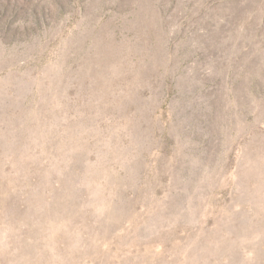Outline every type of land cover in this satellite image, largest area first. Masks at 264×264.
Wrapping results in <instances>:
<instances>
[{"label": "rangeland", "instance_id": "374dc122", "mask_svg": "<svg viewBox=\"0 0 264 264\" xmlns=\"http://www.w3.org/2000/svg\"><path fill=\"white\" fill-rule=\"evenodd\" d=\"M0 264H264V0H0Z\"/></svg>", "mask_w": 264, "mask_h": 264}]
</instances>
